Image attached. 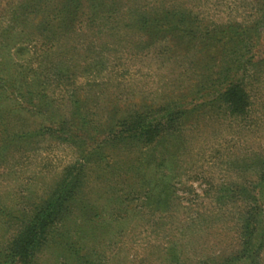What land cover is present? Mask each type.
Here are the masks:
<instances>
[{
  "label": "rangeland",
  "instance_id": "374dc122",
  "mask_svg": "<svg viewBox=\"0 0 264 264\" xmlns=\"http://www.w3.org/2000/svg\"><path fill=\"white\" fill-rule=\"evenodd\" d=\"M104 1L111 18L102 7L81 35L28 22L1 36L18 0H0V112L14 104L11 126L32 132L0 155L1 259L22 217L82 163L33 264H264V0ZM230 80L247 91L241 114L218 100ZM134 110L160 141L96 148L94 124L121 118L118 128ZM84 117L78 143L37 131ZM89 146L103 159L86 161Z\"/></svg>",
  "mask_w": 264,
  "mask_h": 264
},
{
  "label": "trees",
  "instance_id": "16d2710c",
  "mask_svg": "<svg viewBox=\"0 0 264 264\" xmlns=\"http://www.w3.org/2000/svg\"><path fill=\"white\" fill-rule=\"evenodd\" d=\"M93 6L96 10H91ZM102 7L105 8V16L111 18L112 13L110 6L107 7L104 0H18L12 8L9 19L10 24L7 28L1 29V36H10L14 34L17 26H27L28 22L37 23L38 27L44 31L43 33L53 32V34L57 36H78L81 35V33L87 32L86 28L88 26H90V28L92 27L90 23H97L98 17L100 13H102L101 11H103ZM86 14H88L87 18H85ZM137 21L140 23L141 28H146L153 20L150 17H143V15H141ZM56 29H60L61 31L57 32L55 31ZM151 39H153V36H148V40ZM51 47H57V43H51ZM8 81H13V79L5 78L3 83H8ZM32 81L41 83L35 75L32 77ZM9 86L13 87L11 93H18L20 89L19 86ZM2 87L3 86H0V103L7 100L9 97L8 94H5L8 88L3 89ZM205 90L206 88H203V92ZM30 91L31 90H28L27 92L29 93ZM218 100L223 106V109L231 114H241L245 112L249 104L247 91L241 80H230L223 88V91L219 92ZM14 107H16L14 104H9L5 108H2L0 112L3 117L0 118V155L3 150L13 147L15 139H25L32 133L28 130L25 131L22 130V128H14V126H11V120L7 117L14 111L17 112L16 109H18V107ZM153 110H156V108H153ZM191 111V109H185L181 112L177 111L174 113L178 116L179 114L186 115ZM30 112L41 113V111L35 112L31 110ZM167 112H169L168 115L172 114L169 109H167ZM137 114H139V116L142 115L136 110L127 113L123 118L126 121H123V124H121L122 126L118 128L116 124L121 121V118L117 123L116 121L112 123L111 120L108 119L109 121L103 122L102 124H94L93 129L99 132L102 137L99 142L101 144H98L96 148H101L105 144H112L115 142L131 143L132 141H135L139 146L151 147V145L160 141L161 136L157 135L159 124L154 125L151 122H136L134 119L131 121L130 119L137 116ZM175 119L176 117L172 115L166 120L173 121ZM80 122L82 124L78 125ZM80 122L59 118L54 121V125L56 126L52 127L50 122L49 125H41L37 128V131L57 132L58 135H63L60 136V139L78 143L80 140L72 138L76 137L77 134L75 133L83 127L84 131L91 128L88 124L89 121L87 122L85 117ZM96 148L94 146H89V148L83 149L82 151L85 152L83 158L90 163L102 160L105 154L103 151ZM85 160L82 161L85 162ZM78 165L79 168L75 166L69 168L70 170L77 169V175H73L70 172L69 176L71 178L67 182H60L47 196L34 206L30 214H26L22 217L23 219L20 223L18 232L6 250H4L6 254H4L3 257L6 260L1 259L0 255V264L8 263L7 259L11 258L13 260L12 263H34V256L43 241L47 238L50 227L62 220L64 216L63 213L67 210V202L70 196L75 192L80 182L83 184V180L81 179H83L84 176L82 174L84 164L80 163Z\"/></svg>",
  "mask_w": 264,
  "mask_h": 264
}]
</instances>
